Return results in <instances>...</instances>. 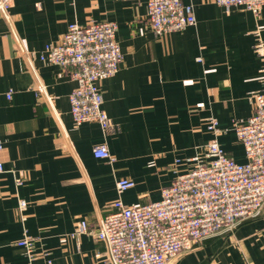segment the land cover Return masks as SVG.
Returning <instances> with one entry per match:
<instances>
[{
    "label": "crops",
    "instance_id": "0c3cea01",
    "mask_svg": "<svg viewBox=\"0 0 264 264\" xmlns=\"http://www.w3.org/2000/svg\"><path fill=\"white\" fill-rule=\"evenodd\" d=\"M182 1L194 7L196 25L164 37L151 29L147 0H14L0 14V264H28L17 245L25 237L38 264H112L105 243L72 237L77 222L98 228L119 198L159 201L213 139L246 163L233 127L253 115L251 95L264 92V61L255 53L264 44V7L256 17L214 0ZM94 22L117 24L124 56L119 72L101 83L103 109L118 129L108 137L97 123L74 125L73 71L39 58L70 24ZM211 118L217 136L207 130ZM102 143L113 163L94 157ZM120 179L135 186L119 195ZM173 264H264V214Z\"/></svg>",
    "mask_w": 264,
    "mask_h": 264
},
{
    "label": "built area",
    "instance_id": "2783aa9c",
    "mask_svg": "<svg viewBox=\"0 0 264 264\" xmlns=\"http://www.w3.org/2000/svg\"><path fill=\"white\" fill-rule=\"evenodd\" d=\"M59 1V0H55ZM14 0H0V14L7 13ZM219 7L242 8L259 17L264 0H214ZM147 18L158 37L183 32L196 25L192 5L182 0H147ZM114 22L72 23L61 41L48 46L39 58L62 70H72L76 82L69 99L74 125L97 123L104 136L117 132V126L103 109L101 83L120 70L124 56L117 41ZM264 61V44L255 47ZM8 94V98H10ZM254 113L245 123H234V131L243 144L246 163L230 158L217 139L209 141L203 152L186 162L187 169L178 173L171 186L162 190L159 201L144 205H126L121 198L112 211L100 218L98 228L90 229L86 220L76 224L72 237L89 235L105 243L112 264H173L183 254L205 241L232 235L246 221L264 214V92L250 97ZM203 109L204 105H198ZM207 130L215 136L217 119H209ZM0 141V175L5 172ZM93 155L113 163L106 143L96 145ZM20 183V180H19ZM135 186L130 179H120L117 191L122 195ZM24 213L27 203L21 201ZM24 248L28 264H38L34 241L25 237L17 243ZM42 264H55L45 260Z\"/></svg>",
    "mask_w": 264,
    "mask_h": 264
},
{
    "label": "trees",
    "instance_id": "16d2710c",
    "mask_svg": "<svg viewBox=\"0 0 264 264\" xmlns=\"http://www.w3.org/2000/svg\"><path fill=\"white\" fill-rule=\"evenodd\" d=\"M208 241V240H207ZM206 242V241H205ZM201 246V245H200Z\"/></svg>",
    "mask_w": 264,
    "mask_h": 264
}]
</instances>
